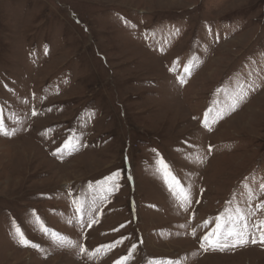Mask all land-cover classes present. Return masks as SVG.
<instances>
[{"label": "rangeland", "instance_id": "obj_1", "mask_svg": "<svg viewBox=\"0 0 264 264\" xmlns=\"http://www.w3.org/2000/svg\"><path fill=\"white\" fill-rule=\"evenodd\" d=\"M0 119V264H264V0H0ZM237 207L257 243L201 248Z\"/></svg>", "mask_w": 264, "mask_h": 264}, {"label": "snow or ice", "instance_id": "obj_2", "mask_svg": "<svg viewBox=\"0 0 264 264\" xmlns=\"http://www.w3.org/2000/svg\"><path fill=\"white\" fill-rule=\"evenodd\" d=\"M184 72L187 74H190L191 72V65L186 66L184 68ZM180 82L183 84L185 83L183 78H180ZM244 98V87L243 85L239 86V91L236 93V95L233 98V103L231 105L232 110H235V107L238 105V103L243 100ZM222 118V114H221ZM207 117L205 119V127H207ZM0 135L8 136L10 133L5 130L3 120L0 119ZM65 147H68L66 144ZM156 174L162 178L163 183L168 188L169 192L173 195L174 199H176L181 207H184L187 204H190V190L188 188H185L183 185H181L180 181L176 178V176L173 174L170 166L163 160L162 157L158 158L156 162ZM119 173H114L113 175L107 177L102 184L99 187V198L101 200L106 199L107 195L111 194V191L118 187V185L115 183V181L118 179ZM91 187V186H90ZM260 188L262 191H264V184L260 185ZM73 203L76 204V213H81L83 211V205L81 202H78L76 200H73ZM259 207L264 208V204L259 205ZM94 210V209H93ZM37 222L40 225V230L44 234H49V230L43 225L42 222L39 221V218L37 217ZM77 220L82 224V218L80 216H77ZM96 223L94 219H91L90 214V223L89 227L92 226V224ZM205 227H207V223L205 224ZM258 229L264 228V221L260 222V225L257 226ZM16 233L19 237V242L22 246L25 247H33L37 248L38 246L35 244H32L30 241H28L23 232L19 227H16ZM249 232V226L247 224L245 214L242 212L240 208H236L235 212L233 213L232 210H227L225 215H218L215 218V227L212 228L211 231L208 232L203 237V242L201 243V248H203L205 251L207 250H220L223 251L228 248H235V247H242L247 245L249 242L255 244L257 243V239L255 236L251 237V240H249L250 237ZM51 236L53 238V242L57 243L59 246H64L65 244L75 246L72 244L70 240H67V238L60 236L59 234L52 232ZM259 242L264 244V231H260L259 236ZM118 243H122V241H117ZM113 247H115V244L113 245H105L103 246L106 250H111ZM136 246L133 245L130 249L128 255L120 258L118 261L115 262V264H128V261L132 258L133 253L135 252ZM81 251H86V249H81ZM101 249H97L96 252H100ZM148 264H178V262L175 261H149Z\"/></svg>", "mask_w": 264, "mask_h": 264}]
</instances>
